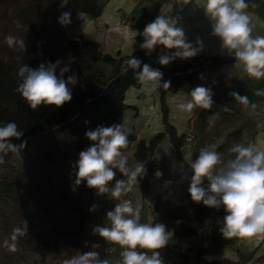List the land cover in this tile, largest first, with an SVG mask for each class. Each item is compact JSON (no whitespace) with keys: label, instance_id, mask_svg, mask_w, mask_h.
I'll return each instance as SVG.
<instances>
[{"label":"trees","instance_id":"trees-1","mask_svg":"<svg viewBox=\"0 0 264 264\" xmlns=\"http://www.w3.org/2000/svg\"><path fill=\"white\" fill-rule=\"evenodd\" d=\"M60 5L61 0H0V123L16 122L24 135L14 143L26 141L22 152L27 153L21 167L10 162L15 154H9L0 166V264H28L26 254L47 256L55 249L60 253L65 250L67 258L76 254L93 201V188L87 186L86 180L75 185L76 162L79 153L93 144L85 136L87 131L122 124L123 112L129 108L124 104L125 93L140 86L131 68L126 73L122 71L124 61L131 56L138 58L163 73L161 83L170 82L169 88L161 87L155 92L159 95L164 130L147 142L141 141L134 153L135 161L145 162V173L138 176L135 187L147 191L155 173L166 181L175 182L177 178L154 158L162 140L168 137L176 153L186 145V136H179L168 121L166 95L191 83L197 72L235 60L232 56L194 57L184 65L165 70L155 54L141 50L114 58L101 53L98 44L84 40L81 34L66 33L58 22L61 13L67 11H71V21L80 14L98 18L102 0H69L64 8ZM9 35L25 40L26 50L9 47L5 40ZM18 51L32 68L59 61V74L60 68L68 66L70 71L64 78L75 74L78 79L76 85H69L72 100L59 108L41 105L31 109L16 91L18 66L9 65ZM81 59L85 60L83 65ZM128 138L132 143L135 134ZM59 207L62 217L54 212ZM154 210L161 222H181L180 228L173 230V237L185 239L196 231L183 223H203L209 212L202 202L191 200L177 205L159 197ZM42 218L49 226L45 233L35 231L34 222ZM57 218L58 223L51 227ZM23 221L27 223V233L16 241L17 250L10 251L4 241L10 240L12 229L22 227Z\"/></svg>","mask_w":264,"mask_h":264},{"label":"clouds","instance_id":"clouds-1","mask_svg":"<svg viewBox=\"0 0 264 264\" xmlns=\"http://www.w3.org/2000/svg\"><path fill=\"white\" fill-rule=\"evenodd\" d=\"M188 2L183 0V3ZM68 3L69 0H61V8ZM200 6L211 23V35L220 41L221 51L234 57L235 65L241 67L248 77L256 80L264 78V34L256 33L258 25L264 27V20L248 10L255 5H250L248 0H203ZM70 17L71 11L62 12L58 22L69 25ZM135 34L143 36L140 48L147 53L155 50L156 46H164L158 57L162 66L177 59L193 58L204 47L200 37L194 43L189 41L184 28L178 26L177 18L163 14L148 23L142 33L135 31ZM5 40L9 47L26 50L23 39L9 35ZM17 60H20L19 56ZM59 63H41L36 68L25 63L18 65L16 91L31 109L36 110L41 105L59 108L72 100L69 85H76L78 79L75 74L64 78V74L70 71L68 66L60 68L57 74ZM129 68L134 71L136 81L150 93L157 92L161 87H170L168 81L161 83L163 73L159 69L142 63L138 58L131 56L124 61L122 71L126 73ZM213 95L210 88L197 86L185 95L188 99L178 107L187 113L195 108L209 110L214 105ZM231 95L238 103L249 104L247 96ZM256 107L251 105L252 109ZM23 135L24 131L16 122L0 123V166L6 163L9 154L21 158L26 141L16 144L14 140ZM85 136L93 144L79 153L75 185L86 180L87 186L96 189L98 195L106 194L118 201L114 209L106 213L108 224L95 226L93 232L106 242L120 246V258L114 264H165L160 250L173 237V231L164 223H154L152 217L148 222H141V206L134 205L129 199H121L131 191V185L137 183V177L145 173V162L132 163V153L125 151L131 143L127 129L123 124L98 126L87 131ZM185 160L192 171L188 189L191 199L209 208L224 209L226 215L219 231L225 239L264 234V146L252 142L235 143L227 149L226 156L215 150V145L205 146L198 150L195 160L188 157ZM117 170L125 178L117 179L114 185H110ZM96 207L93 205L92 209ZM26 233L27 223L23 221L22 227L12 229L10 240H5L4 244L14 252L17 250L16 241ZM92 247L99 248V244ZM63 264H109V260L92 250L77 252L65 259Z\"/></svg>","mask_w":264,"mask_h":264},{"label":"crops","instance_id":"crops-1","mask_svg":"<svg viewBox=\"0 0 264 264\" xmlns=\"http://www.w3.org/2000/svg\"><path fill=\"white\" fill-rule=\"evenodd\" d=\"M248 2L255 5L248 10L264 20V0ZM197 3L202 5L203 0H197ZM197 3L196 0H189L188 3H183V0H102V12L98 18L80 14L69 25H62V28L66 33L81 34L84 40L98 44L101 53L114 58L129 56L137 50L155 54L158 58L164 46H156L155 50L147 53L140 48L143 36H136L135 31L142 33L148 23L163 14L178 19V26L184 28L189 41L194 43L197 37L203 41V50L195 57L229 58L226 52L221 51L219 39L211 35V23L203 7ZM256 33L264 34V27L258 25ZM193 58L177 59L167 66H161L168 70L184 65ZM235 63V60L227 61L214 68L201 70L191 83L183 84L175 94L166 95L169 123L179 136L191 135L193 140L176 153L168 137H165L154 151V158L177 177L175 182L162 180L161 174L155 173L149 180L147 191L139 190L133 183L131 191L121 197L141 206V222H148L152 217L154 223H164L169 230L180 228L181 222L178 221L161 222L154 210V203L156 197L177 205L192 200L188 191L192 171L185 157L195 160L201 147L215 145V150L226 156L227 149L235 143L252 142L264 146V78L256 80L248 77ZM197 86L208 87L213 91V107L209 110L195 108L191 113L180 110L178 105L188 99L185 95ZM231 93L247 96L249 104L245 106L238 103ZM124 104L129 108L123 112L122 124L128 136L135 134V140L125 151L132 153L130 161L135 163L134 153L138 144L141 141L147 142L153 135L164 130L159 95L150 93L141 85L139 88L131 87L125 93ZM252 104L257 107L252 109ZM124 178L117 170L110 185ZM204 185H207L206 180ZM116 202L106 194L98 195L93 188L92 206L97 207L91 213L103 218L107 224L106 213L114 209ZM207 208L216 210L222 218L226 215L223 208ZM183 225L195 232L202 223ZM220 227L222 223L215 226L207 251L194 246L188 256L178 257L165 253L167 245L173 241L187 240L172 237L165 248L160 250L165 264H264V234L225 239L219 231Z\"/></svg>","mask_w":264,"mask_h":264},{"label":"rangeland","instance_id":"rangeland-1","mask_svg":"<svg viewBox=\"0 0 264 264\" xmlns=\"http://www.w3.org/2000/svg\"><path fill=\"white\" fill-rule=\"evenodd\" d=\"M18 56L20 57V60H17ZM84 61L85 60H82V59L80 60L82 65H83ZM20 63H26V62H25V58H24L22 52L18 51V52H15L14 58L9 63V65L15 64L18 66ZM3 70H5V69H3ZM26 157H27V153L22 152L21 158L14 156L10 162L12 164L16 165L17 167H21L22 164L25 162ZM54 212L57 214V216H60V217L63 216L62 215L63 212L61 211L60 207L56 208L54 210ZM59 218L54 219L53 223H51L50 226L54 227L58 223ZM34 224L36 226L35 231L39 232V233H45L49 228V226L46 222V218L45 219L44 218L39 219V220L35 221ZM107 224L104 223L103 218L100 219V217L97 214H95V215L91 214V216L89 217V219L87 220V222L85 224L83 236L79 242V246H78V249L76 251V254H77V252L84 253L87 251L95 250V251H98L100 253L101 258H107L109 260V264H114V261L116 259L120 258L119 257V252L121 251L120 246L118 244H111V243L106 242L102 237H100L98 234H95L93 232V229L95 226H105ZM94 244H99V248L93 249L92 246ZM109 244L113 245V250L110 253L105 254L104 249L107 248L109 246ZM165 253L169 254L167 247H166ZM173 256H176V255H173ZM178 257H181V256H178ZM25 259H26L28 264H63V261L65 259H68V258H67L65 250L63 251V253H60L58 250L55 249L50 254H48L47 256L26 254ZM200 260H204V259H200ZM208 261H209V259H208ZM210 261H211V259H210Z\"/></svg>","mask_w":264,"mask_h":264},{"label":"built area","instance_id":"built-area-1","mask_svg":"<svg viewBox=\"0 0 264 264\" xmlns=\"http://www.w3.org/2000/svg\"><path fill=\"white\" fill-rule=\"evenodd\" d=\"M192 140L193 137L191 135H187L185 138L186 144L190 143ZM222 222V216H220V214L216 210L209 209L208 218L196 230V234L194 236L183 241H173V243L167 245L169 254L172 256H187L189 255L191 248H193L194 246H198V248L203 249V251H207L212 240V234L215 226L217 224H221ZM112 250L113 245L109 244V246L104 249V253L108 254Z\"/></svg>","mask_w":264,"mask_h":264}]
</instances>
